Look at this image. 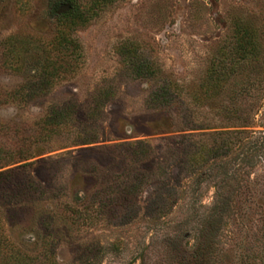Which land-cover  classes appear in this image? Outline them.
Listing matches in <instances>:
<instances>
[{
  "label": "rangeland",
  "instance_id": "374dc122",
  "mask_svg": "<svg viewBox=\"0 0 264 264\" xmlns=\"http://www.w3.org/2000/svg\"><path fill=\"white\" fill-rule=\"evenodd\" d=\"M0 264H264V0H0Z\"/></svg>",
  "mask_w": 264,
  "mask_h": 264
},
{
  "label": "trees",
  "instance_id": "16d2710c",
  "mask_svg": "<svg viewBox=\"0 0 264 264\" xmlns=\"http://www.w3.org/2000/svg\"><path fill=\"white\" fill-rule=\"evenodd\" d=\"M63 18L65 19V22L71 21L73 23L74 21L79 20L81 18V15L77 9H74V10L70 11L68 14H66L65 16H63ZM50 72H47L46 74H44L42 76V78H39L36 82H34L32 84L33 85L32 90L47 91L50 87H52V85L54 84V80H55L54 77L57 75L58 72L56 70L55 71L53 70L54 73H52V72L50 73ZM38 83L40 84V86H38ZM154 96L159 98V95H157V94ZM219 143L221 144L220 146L218 145L217 142H214V145L211 143L210 146L208 145V143H205V144L203 143L202 147H201V152L207 153V154L217 155L219 150L222 149V143L221 142H219ZM138 145H141V143H139Z\"/></svg>",
  "mask_w": 264,
  "mask_h": 264
}]
</instances>
